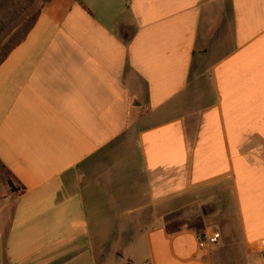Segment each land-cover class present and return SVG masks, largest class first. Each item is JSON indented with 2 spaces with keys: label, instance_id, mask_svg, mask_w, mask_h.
Wrapping results in <instances>:
<instances>
[{
  "label": "crops",
  "instance_id": "obj_1",
  "mask_svg": "<svg viewBox=\"0 0 264 264\" xmlns=\"http://www.w3.org/2000/svg\"><path fill=\"white\" fill-rule=\"evenodd\" d=\"M27 30L0 60V264H264V0H49Z\"/></svg>",
  "mask_w": 264,
  "mask_h": 264
},
{
  "label": "rangeland",
  "instance_id": "obj_2",
  "mask_svg": "<svg viewBox=\"0 0 264 264\" xmlns=\"http://www.w3.org/2000/svg\"><path fill=\"white\" fill-rule=\"evenodd\" d=\"M49 0H0V60L8 47L16 43ZM4 25V26H3ZM3 29V30H2ZM190 212V214H189ZM202 212L193 209L178 213L169 227L178 230L200 228ZM172 221V222H171Z\"/></svg>",
  "mask_w": 264,
  "mask_h": 264
},
{
  "label": "built area",
  "instance_id": "obj_3",
  "mask_svg": "<svg viewBox=\"0 0 264 264\" xmlns=\"http://www.w3.org/2000/svg\"><path fill=\"white\" fill-rule=\"evenodd\" d=\"M220 239L221 234L217 231L205 232L198 235V244L202 250H205L218 244ZM261 255L264 257V249L261 251Z\"/></svg>",
  "mask_w": 264,
  "mask_h": 264
},
{
  "label": "trees",
  "instance_id": "obj_4",
  "mask_svg": "<svg viewBox=\"0 0 264 264\" xmlns=\"http://www.w3.org/2000/svg\"><path fill=\"white\" fill-rule=\"evenodd\" d=\"M34 25V21L29 25V27L27 28L28 30L27 31H30L31 28L33 27ZM24 39H20L18 42L14 43L12 46L8 47V49L5 51V54L3 55L1 61H3V59L6 57V55L17 45H19ZM0 61V62H1ZM12 190L13 191H16V188L12 187ZM175 232H177L178 230H174ZM173 231L171 230V228L168 229V233H172Z\"/></svg>",
  "mask_w": 264,
  "mask_h": 264
}]
</instances>
